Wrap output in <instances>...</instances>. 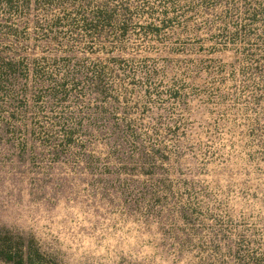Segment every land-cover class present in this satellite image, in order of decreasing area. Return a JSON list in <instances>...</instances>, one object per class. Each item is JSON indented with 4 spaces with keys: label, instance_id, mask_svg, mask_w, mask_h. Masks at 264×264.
I'll return each mask as SVG.
<instances>
[{
    "label": "rangeland",
    "instance_id": "1",
    "mask_svg": "<svg viewBox=\"0 0 264 264\" xmlns=\"http://www.w3.org/2000/svg\"><path fill=\"white\" fill-rule=\"evenodd\" d=\"M133 2L160 31L138 21L124 61L156 67L151 111L172 124L157 207L117 195L126 169L33 164L0 139V226L57 264H264V0Z\"/></svg>",
    "mask_w": 264,
    "mask_h": 264
},
{
    "label": "trees",
    "instance_id": "2",
    "mask_svg": "<svg viewBox=\"0 0 264 264\" xmlns=\"http://www.w3.org/2000/svg\"><path fill=\"white\" fill-rule=\"evenodd\" d=\"M152 8L133 0H0L8 15L0 18V139L33 164L126 169L117 175L131 178L120 181L117 195L135 196L136 208L147 199L148 210L157 207L164 186L158 176L168 157L160 131L170 132L172 124L167 113L151 111L161 97L156 67L132 69L123 52L141 19L144 36L158 35ZM169 98L184 100L178 89ZM0 262L57 264L33 237L4 226Z\"/></svg>",
    "mask_w": 264,
    "mask_h": 264
}]
</instances>
